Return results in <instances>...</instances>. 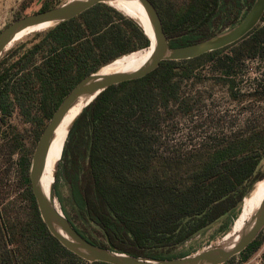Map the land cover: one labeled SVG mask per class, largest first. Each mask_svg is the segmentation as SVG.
I'll return each instance as SVG.
<instances>
[{"label":"trees","instance_id":"1","mask_svg":"<svg viewBox=\"0 0 264 264\" xmlns=\"http://www.w3.org/2000/svg\"><path fill=\"white\" fill-rule=\"evenodd\" d=\"M150 1L170 45L176 47L236 24L254 0ZM50 8L45 3L39 11ZM145 32L134 19L97 3L33 33L0 60V114L17 109L24 120L42 128L85 76L122 55L148 49ZM246 60L264 62V15L239 41L192 59L161 61L142 77L107 87L81 110L68 131L57 171L85 222L97 227L94 232L102 240L85 236L65 216L81 236L103 247L108 238L118 252L128 255L174 258L163 252L224 218L227 233L243 198L264 177L258 168L264 157V121L245 118L238 131L209 135L191 150L174 147L163 129L194 113L185 84L200 82L206 65L224 84L230 101H264V74L250 90L238 85ZM11 149L14 152L16 145ZM20 164L23 171L30 167L27 159ZM26 183L28 208L15 216L6 208L0 211V264H108L88 262L52 236L29 177ZM260 245L257 235L238 254L246 259Z\"/></svg>","mask_w":264,"mask_h":264},{"label":"rangeland","instance_id":"2","mask_svg":"<svg viewBox=\"0 0 264 264\" xmlns=\"http://www.w3.org/2000/svg\"><path fill=\"white\" fill-rule=\"evenodd\" d=\"M66 1L68 0H0V30L15 19L39 11L45 3H48L50 7H56ZM230 27L231 25L223 31ZM32 36L33 33L17 43L32 39ZM201 70L200 82L190 80L185 84L186 91L193 99L194 113L188 118L173 120L171 126L163 129L169 142L182 150L196 148L209 135L222 137L233 131H238L245 118L252 117L264 121V101L247 99L240 104L234 103L230 101L224 84L216 80L217 75L212 71V68L206 65ZM263 74L264 62L246 60L237 78L238 85L250 90ZM196 99L201 102L195 103ZM246 106L247 111L244 109ZM249 108L253 109L254 113H251ZM222 115L226 116L218 120ZM48 121L39 129L35 124L24 120L17 109L12 110L8 116L0 114V211L6 208L12 216H15L28 208L29 201L26 196L29 190L26 177H29L30 167L27 171H23L20 163L21 159H27L31 164L32 155L39 139L35 136L36 131L39 129L38 133L40 132L41 135ZM14 145H16V150L12 152L11 148ZM60 163L61 158L58 164ZM258 168L260 171H264V157ZM54 197L57 208L63 212L64 216H68L85 236L92 235V237L102 240L94 232L97 227L91 222H85L82 208L75 201L67 182L61 175L57 178V174L54 179ZM227 221L228 219L224 218L211 224L174 250L163 252V255L170 257L190 255L215 245L226 234L223 233L222 226ZM233 222L230 223L229 230ZM257 235L261 239V245L248 258H243V254H237L230 258V261L222 264H264V226Z\"/></svg>","mask_w":264,"mask_h":264},{"label":"water","instance_id":"3","mask_svg":"<svg viewBox=\"0 0 264 264\" xmlns=\"http://www.w3.org/2000/svg\"><path fill=\"white\" fill-rule=\"evenodd\" d=\"M110 1L120 0H68L56 7L37 11L13 20L0 30V60L5 52V48L18 32L40 24L53 23V25H56L79 15L97 3L108 4ZM137 1L146 13L153 35L154 45L149 60L136 71L112 73L103 76L96 75L101 67L106 66L110 62L106 63L85 76L69 91L49 119L35 146L29 169L31 190L36 199L41 219L51 235L66 249L88 262L98 261L108 264H222L244 250L264 226V197L254 215L251 217L247 229L241 233L238 241L231 247L213 245L183 257L151 258L120 253L108 238L106 247L91 243L81 236L63 213L55 207L54 181L50 187L48 196L41 189L40 180L43 172L45 153L52 133L63 116L80 97L93 96L94 98L111 85L142 77L158 67L161 61L192 59L204 53L231 45L254 30L264 15V0H254L245 15L236 24L231 25L229 29L199 42L172 47L170 45V39L163 30L159 13L153 3L150 0ZM138 25L145 32V29L139 23ZM145 34L151 42L149 35L146 32ZM58 165H56V170L53 175L54 179L57 174Z\"/></svg>","mask_w":264,"mask_h":264},{"label":"bare ground","instance_id":"4","mask_svg":"<svg viewBox=\"0 0 264 264\" xmlns=\"http://www.w3.org/2000/svg\"><path fill=\"white\" fill-rule=\"evenodd\" d=\"M108 4L116 8L126 16H129L135 21H137L145 29V31L151 38L152 43L148 49L137 50L122 55L114 59L113 62L110 61L109 64L104 67H101L97 71L96 75L98 76L108 75L112 73L136 71L147 63L151 56L154 45L153 35L149 26L146 13L144 12L143 8L137 0L110 1L108 2ZM52 26L53 23L40 24L18 32L17 34H15L11 42L7 45L5 51L13 47L18 41L31 35L32 33L40 31L42 32L43 30H46ZM92 98L93 96L80 97L77 102L63 116V118L60 120L59 124L56 126L52 133V136L46 149L43 172L40 180L41 189L46 196H48L50 187L54 181L53 175L56 170V165L60 161L70 125L72 121L79 115L81 110L87 105V103L91 101ZM263 197L264 178L256 181L253 184V188L247 193V195L242 200L240 212L234 220L231 229L215 245H224L227 247H231L235 242H237L241 233L247 229L251 217L254 215L255 211L259 207V204L261 203ZM55 207L57 208L56 203Z\"/></svg>","mask_w":264,"mask_h":264}]
</instances>
